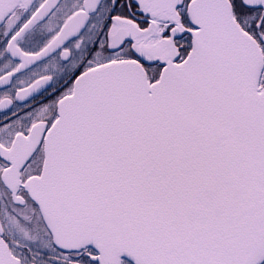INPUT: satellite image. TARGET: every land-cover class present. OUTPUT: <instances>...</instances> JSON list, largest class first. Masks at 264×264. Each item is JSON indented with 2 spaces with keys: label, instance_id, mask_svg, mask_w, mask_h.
Instances as JSON below:
<instances>
[{
  "label": "snow or ice",
  "instance_id": "obj_1",
  "mask_svg": "<svg viewBox=\"0 0 264 264\" xmlns=\"http://www.w3.org/2000/svg\"><path fill=\"white\" fill-rule=\"evenodd\" d=\"M0 264H264V0H0Z\"/></svg>",
  "mask_w": 264,
  "mask_h": 264
}]
</instances>
